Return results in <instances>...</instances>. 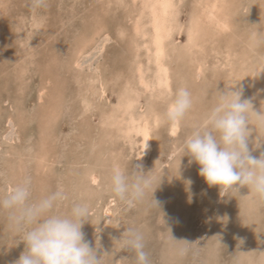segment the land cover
Returning a JSON list of instances; mask_svg holds the SVG:
<instances>
[{
	"label": "rangeland",
	"instance_id": "1",
	"mask_svg": "<svg viewBox=\"0 0 264 264\" xmlns=\"http://www.w3.org/2000/svg\"><path fill=\"white\" fill-rule=\"evenodd\" d=\"M139 1L47 0L45 7L34 8L31 0H0V196L27 179L29 202L63 189L67 198L53 209L58 214L86 203L89 214L81 230L101 264H136L122 237L128 228L143 237L150 264H264V200L247 186L227 191L209 186L199 175L200 166L182 151L185 138L203 127L226 88L241 91V100H249L258 114L264 112L259 69L264 0H233L225 11L228 28L217 31L210 24V35L191 48L188 30L200 6L197 0H173L177 30L169 36L170 45L167 41L173 55L166 56L170 90L161 96L136 83L134 55L146 65L143 48L130 41ZM194 57L203 62L202 73L196 71ZM152 72L153 66L149 77ZM181 87L191 93L192 106L171 134L170 123L162 119L165 101ZM128 91L136 100L130 112L159 117L142 164L139 136L124 133L127 114L117 101ZM248 122L249 152L259 158L264 123L254 112ZM137 165L155 182L141 201L129 205L111 192L109 177L114 168L131 177ZM11 215L0 208V264H15L25 250L26 228L13 223Z\"/></svg>",
	"mask_w": 264,
	"mask_h": 264
},
{
	"label": "clouds",
	"instance_id": "2",
	"mask_svg": "<svg viewBox=\"0 0 264 264\" xmlns=\"http://www.w3.org/2000/svg\"><path fill=\"white\" fill-rule=\"evenodd\" d=\"M31 3L40 8L46 6L47 0ZM241 96V91L227 88L220 91L218 103L208 112L203 127H197L185 138L182 151L200 166L199 175L209 186H219L225 191L247 186L264 200V153L259 158L253 157L247 143L249 112H254L261 123L264 112L258 114L250 101L241 100ZM191 106V93L181 87L168 104L163 119L175 126ZM139 168V165L134 168L131 177L114 168L109 177L111 192L129 205L141 201L155 182L150 172L144 173ZM29 197L27 179L0 196V208L11 210L13 223L26 228L22 239L25 250L15 264H101L100 256L89 246L81 230L89 214L86 203H74L65 215L53 211L58 202L67 198L63 189L35 202H29ZM154 203L159 207L156 200ZM122 237L125 248L135 253L136 264H150L143 237L136 230L128 228Z\"/></svg>",
	"mask_w": 264,
	"mask_h": 264
},
{
	"label": "bare ground",
	"instance_id": "3",
	"mask_svg": "<svg viewBox=\"0 0 264 264\" xmlns=\"http://www.w3.org/2000/svg\"><path fill=\"white\" fill-rule=\"evenodd\" d=\"M134 1V0H133ZM141 1V2H140ZM139 2L141 3V8L139 9V12L137 14V18L134 22L133 25V30H134V35L131 33L130 35H133L134 38L133 40L130 39V41H132L137 48L142 47L143 48V53L145 56V61H146V65L145 63L143 64L141 62V60L139 59L140 56H138L139 54H135L134 56V60L136 63L135 66V71L134 74L136 73L137 75V82L143 89H149V90H157L159 94L156 95H160L162 93H167L168 90H170V65L168 63V60L166 61V56H167V52H168V48L167 46L170 45L169 42V37L170 34L172 33V31L177 30V26H176V19H175V4L173 0H140ZM198 4H199V12H197L196 14L191 16V26L190 29L188 30V35H187V43L189 44V48H191V46H197L199 43L197 41H199V38L202 36H209L210 32H208V27L210 24H212L215 27V30L217 31H223V29L228 28V14L226 13V9L228 7H230L233 4V0H197ZM133 3V2H132ZM229 3L231 5H229ZM135 4V3H134ZM139 5V4H137ZM104 9V8H103ZM195 12V11H194ZM143 17H146V19H144ZM261 18V17H260ZM144 19V21H143ZM133 20V19H131ZM97 24V23H96ZM92 26V25H91ZM232 27V26H231ZM188 28V27H187ZM97 29V28H96ZM132 29V28H131ZM94 32V31H93ZM208 32V33H207ZM87 33V32H86ZM90 33V32H88ZM209 34V35H205V34ZM213 33V31H212ZM174 34V33H173ZM246 34V33H245ZM213 35V34H212ZM211 35V37H213ZM132 36V37H133ZM240 36V35H239ZM124 37V36H123ZM125 38V37H124ZM142 39V43L139 44L140 40ZM121 39V38H120ZM168 39V40H167ZM139 40V42H138ZM167 41L169 43V45L167 44ZM186 41V39H185ZM247 42V41H246ZM245 42V43H246ZM85 44H88V38L84 40ZM185 44V42H184ZM183 44V45H184ZM188 44L184 45V50L190 51L189 48H187ZM191 44V46H190ZM86 46V45H85ZM187 46V47H186ZM134 47V46H133ZM170 47V46H169ZM81 48H83V45H81ZM135 48V49H137ZM175 47L171 48L174 50ZM187 48V49H186ZM197 48V47H196ZM199 49V48H197ZM233 49V48H232ZM139 50H141L139 48ZM179 50L182 51V48L179 47ZM231 50V49H230ZM76 51V50H75ZM79 51V50H78ZM136 51V50H135ZM178 51V50H177ZM195 49L192 51V53H195ZM134 52V50H133ZM137 52V51H136ZM174 51H171V53ZM176 52V50H175ZM200 52V51H199ZM141 53V52H140ZM170 53V51L168 52ZM170 53V54H171ZM181 53V52H180ZM179 53V54H180ZM193 53V54H194ZM129 54V53H128ZM178 54V55H179ZM185 53L182 52V55H184ZM191 54V53H190ZM191 54V55H193ZM77 55V54H76ZM173 55V54H171ZM182 55L180 54V57L182 58ZM131 56L132 53H131ZM191 57V56H190ZM130 58V57H129ZM193 58V57H192ZM196 58V57H194ZM264 58V56H263ZM133 59V58H132ZM131 59V60H132ZM144 59V57L142 58ZM184 59V58H182ZM197 59V58H196ZM75 60V59H74ZM143 61V60H142ZM188 60H186L187 62ZM192 61H194L192 59ZM262 61V60H261ZM74 62V61H73ZM133 63V61H131ZM135 63L133 65H135ZM195 64V62H193ZM203 63V62H202ZM202 63L200 60H196V71L198 73H202L201 69H202ZM205 63V62H204ZM262 64H260L262 67H260V70H263V74H264V59L263 62H261ZM77 64V61H76ZM153 66V72L152 75L150 74V77L148 76V70L149 65ZM251 64V63H250ZM132 65V64H131ZM205 65V64H204ZM203 65V66H204ZM189 71L193 70V66L189 67ZM152 70V68H150ZM192 69V70H191ZM204 69V68H203ZM236 69V67H235ZM257 71L259 70L258 68H256ZM124 71V70H123ZM132 68H131V73H132ZM203 71V70H202ZM187 72V71H186ZM172 73V72H171ZM194 73V70L191 72ZM133 74V75H134ZM211 74V73H210ZM196 75V74H195ZM117 76V75H116ZM201 76V75H200ZM127 77V76H126ZM132 78V76H130ZM129 77V78H130ZM134 77V76H133ZM181 77H183L181 75ZM91 78V77H90ZM114 78V77H113ZM264 80V76L262 78ZM98 80V79H97ZM120 80V79H119ZM131 80V79H130ZM130 80H125L126 82H130ZM133 80V79H132ZM259 80L261 81V79L259 78ZM125 81L123 83H125ZM46 82V81H45ZM128 82V83H129ZM240 82V81H239ZM103 83V82H102ZM113 83V82H112ZM258 83V82H257ZM262 83V82H259ZM120 84V83H118ZM130 84V83H129ZM132 84V83H131ZM130 84V85H131ZM217 84V83H216ZM264 84V81H263ZM92 86V85H91ZM100 86V85H99ZM128 86V85H127ZM178 86V84H177ZM131 87V86H130ZM129 87L130 91L131 88ZM137 87V86H136ZM93 87H91L92 89ZM173 88V87H172ZM187 88V87H186ZM231 88V87H230ZM44 89V88H43ZM43 89H40V92H42ZM128 89V88H127ZM262 89V88H261ZM100 90V89H99ZM174 90V89H173ZM236 90V89H235ZM256 90V89H255ZM128 91L126 92V96L124 98H121L119 101V105H120V109L122 108L123 113L126 112L127 114V119H126V128H124V133H126V135H130V136H134V135H138L139 136V145H140V157H139V164H142L143 162V157L144 155L150 150L151 148V130L154 126V124L156 125L157 121H158V114H154L153 118L148 117L147 116H136L135 114H133L132 112H130V109L133 107V103L135 104L136 100L132 97V93ZM135 91V90H133ZM140 92V90H138ZM177 91V90H176ZM219 91V90H218ZM39 92V93H40ZM125 92V90L123 91ZM136 92V91H135ZM138 92V93H139ZM254 91H252L253 93ZM128 93V94H127ZM131 93V95H130ZM136 96L137 97V94ZM255 93V92H254ZM42 94V93H41ZM119 94V93H118ZM39 95V94H38ZM124 95V94H122ZM120 94V96H122ZM139 95V94H138ZM172 95V92H171ZM94 96V95H92ZM119 96V98H120ZM134 96V94H133ZM161 96V95H160ZM216 96V95H215ZM253 96V95H252ZM41 97V96H40ZM39 97V98H40ZM169 97V96H168ZM139 98V97H138ZM156 98V97H154ZM165 100L166 97H164ZM196 98V97H195ZM255 98V96L253 97ZM81 99V98H80ZM170 99V97H169ZM252 99V97H251ZM264 99V98H263ZM148 100V99H147ZM153 100V99H152ZM256 100V99H254ZM171 100H169L168 102H166L167 106L170 103ZM201 101V100H200ZM256 102V101H255ZM260 102V101H259ZM59 103V102H58ZM117 103V102H116ZM155 103V102H154ZM194 103V102H193ZM253 104H255V107L257 106L259 108V103L256 104L254 102H252ZM263 103V102H262ZM79 104V103H78ZM110 104V103H109ZM87 105V104H86ZM154 105V104H153ZM195 105V104H194ZM38 106V105H37ZM164 106H166L164 104ZM260 106H262L260 104ZM162 107V106H161ZM256 107V108H257ZM257 108V109H258ZM264 108V107H263ZM154 109V108H153ZM152 109V110H153ZM119 110V107H118ZM165 110V108H164ZM155 111V110H154ZM162 111V110H161ZM192 111V110H191ZM261 111V110H260ZM109 112H113L112 109H110ZM108 112V113H109ZM263 112V109H262ZM115 113V112H114ZM113 113V115H115ZM122 113V114H123ZM196 113V112H194ZM112 114V113H110ZM119 114V113H118ZM125 114V113H124ZM150 114V113H149ZM109 115V114H108ZM146 115V114H145ZM193 115V114H192ZM104 116V115H103ZM112 116V115H111ZM119 116V115H118ZM123 116V115H122ZM152 116V114H151ZM194 116V115H193ZM115 116H112L111 118L114 119ZM117 117V116H116ZM107 118V116H106ZM125 118V117H124ZM123 119V118H122ZM163 119V118H162ZM105 119H103L104 121ZM107 120H110L107 118ZM115 120V119H114ZM113 120V121H114ZM165 121V120H164ZM106 122V120L104 121V123ZM120 122V121H119ZM116 123V122H114ZM106 124V123H105ZM118 124V123H117ZM114 125V124H113ZM125 125V124H123ZM178 125H172L171 123L169 124V131L171 134H175L177 129H178ZM86 126V125H85ZM121 127V126H120ZM194 128V127H193ZM119 129V128H118ZM155 129V128H154ZM121 130V128H120ZM254 134V133H253ZM124 136V134H123ZM121 137V135H120ZM262 140V139H261ZM92 143V142H90ZM94 144V143H92ZM40 148V146H39ZM38 149V148H37ZM39 150V149H38ZM101 153V152H100ZM100 155V154H99ZM36 161V160H35ZM38 165V164H37ZM12 168V167H11ZM84 169V168H83ZM104 169V168H103ZM17 170V169H16ZM86 170V169H85ZM15 171V170H14ZM43 175V174H42ZM95 177V176H94ZM93 177V175L90 177L92 178V180H94L95 178ZM99 178V177H98ZM14 179V178H13ZM105 179V178H104ZM20 181V180H19ZM95 182V181H94ZM16 186V185H15ZM104 196V195H103ZM113 207V206H112Z\"/></svg>",
	"mask_w": 264,
	"mask_h": 264
}]
</instances>
